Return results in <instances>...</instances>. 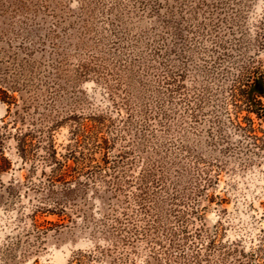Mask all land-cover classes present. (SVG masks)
I'll return each mask as SVG.
<instances>
[{"label": "trees", "instance_id": "1", "mask_svg": "<svg viewBox=\"0 0 264 264\" xmlns=\"http://www.w3.org/2000/svg\"><path fill=\"white\" fill-rule=\"evenodd\" d=\"M50 1L42 0L43 7L55 12ZM142 1V9L155 17L159 0ZM22 9L16 3L11 12ZM107 19L111 29L101 50L97 41L77 40L72 33L70 51L53 44L45 82L48 114L42 117L32 111L41 106L30 95L29 51L24 49L21 61L16 54L0 57V102L9 106L0 119V208L17 210V227L28 225L29 235L67 226L81 230L88 250L75 254L69 264H264L261 222L258 226L251 215L247 229L243 216L235 217L225 207L241 171L200 165L207 159L190 152L186 156L198 165L174 166L179 156L169 162L162 150L156 24L130 38L120 17ZM84 32L90 33L88 25ZM87 83L93 91L85 88ZM15 93L23 94L18 100ZM253 111L264 121L262 106L253 105ZM64 126L69 143L60 153L54 133ZM231 126L264 150V142L251 136L250 118ZM25 170L28 174L21 176ZM39 170L40 180L34 182ZM223 175L229 183L219 193ZM24 185L38 193L29 214L17 207ZM46 215L58 220L41 221ZM253 231L258 243L247 248ZM237 232L241 237H234ZM21 241L13 240L9 253Z\"/></svg>", "mask_w": 264, "mask_h": 264}, {"label": "rangeland", "instance_id": "2", "mask_svg": "<svg viewBox=\"0 0 264 264\" xmlns=\"http://www.w3.org/2000/svg\"><path fill=\"white\" fill-rule=\"evenodd\" d=\"M135 1L51 0L55 12H48L42 0H0V57L16 54L21 61L26 56L24 49L31 54L30 95H35L41 106L32 110L39 118L48 114V108L44 109L45 82L54 43L62 46L60 50L65 47V51H70L67 38L72 33L77 40L97 41L101 50L103 37L110 34L109 15H117L125 22L130 38L156 24L163 152L169 162L179 156L174 164L178 167L198 165L186 156L190 152L192 157L207 159L200 165L240 170L233 184L235 190L229 195L231 202L225 207L235 217L242 215L247 229L251 228L247 218L251 215L264 228V150L254 148L252 141H245L231 126L250 118L255 129L251 136L258 138L260 144L264 142V121L253 111V105L264 108V94L249 95L257 79L264 81V0H159L155 17L142 9V0ZM16 3L23 8L19 14L11 12ZM89 11L91 17L84 15ZM85 25L90 33L84 32ZM85 88L93 91V84L87 83ZM21 94L12 96L19 100ZM8 107L0 102V119ZM54 140L58 152L64 153L69 128L56 130ZM27 174L25 170L20 175ZM221 179L219 193L229 183L228 176ZM32 180L39 182L40 170ZM20 194L17 207L29 214L38 193L24 185ZM17 212L5 213L0 208V264H69L75 254L88 250L86 235L78 228L67 226L42 236L29 235L28 225L18 229ZM43 220L56 222L58 218L46 215ZM239 234L234 237H241ZM13 240H22L21 246L9 253ZM27 240L31 241L30 247ZM257 243L254 232L245 245L249 248Z\"/></svg>", "mask_w": 264, "mask_h": 264}, {"label": "water", "instance_id": "3", "mask_svg": "<svg viewBox=\"0 0 264 264\" xmlns=\"http://www.w3.org/2000/svg\"><path fill=\"white\" fill-rule=\"evenodd\" d=\"M264 94V81L262 79H257L254 86L250 89L249 95L252 96L253 94Z\"/></svg>", "mask_w": 264, "mask_h": 264}]
</instances>
